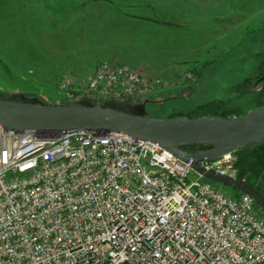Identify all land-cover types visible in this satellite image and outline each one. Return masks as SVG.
<instances>
[{
    "label": "built area",
    "instance_id": "2783aa9c",
    "mask_svg": "<svg viewBox=\"0 0 264 264\" xmlns=\"http://www.w3.org/2000/svg\"><path fill=\"white\" fill-rule=\"evenodd\" d=\"M58 86L96 102L138 98L154 85L101 61L87 78L64 74ZM199 164L237 178L231 154ZM203 177L124 133L0 126V264H264L253 198L228 197Z\"/></svg>",
    "mask_w": 264,
    "mask_h": 264
},
{
    "label": "rangeland",
    "instance_id": "374dc122",
    "mask_svg": "<svg viewBox=\"0 0 264 264\" xmlns=\"http://www.w3.org/2000/svg\"><path fill=\"white\" fill-rule=\"evenodd\" d=\"M95 2L107 6L110 3L117 13L130 3H138L141 15L176 27L174 30L180 31L177 43L185 39V46L191 48L190 54L186 50L184 71L179 69L177 73L178 82L161 93L164 100L146 104L150 114L169 118L173 112H187L219 99L248 108L252 95L237 98L234 86L254 75L259 54L264 51V0H0V92L18 89L26 94H44L49 100H70L58 86L59 75L51 79L42 75L48 62L44 56H49L54 66L58 53L63 55L73 49L78 54L85 52L83 48L91 43L93 25L83 26L78 19L73 23L78 14L72 8L80 7L77 12L83 14ZM61 11L68 22L58 18ZM213 59L212 64L201 68L204 61ZM102 60L107 61L105 57L89 61L92 64ZM187 74L192 79L184 77ZM148 95L151 100L158 98L153 92ZM232 158L234 161L233 155ZM195 177L191 172L189 179ZM201 181L231 198L239 193L221 182L204 177ZM255 208L264 218L257 204Z\"/></svg>",
    "mask_w": 264,
    "mask_h": 264
},
{
    "label": "water",
    "instance_id": "95a60500",
    "mask_svg": "<svg viewBox=\"0 0 264 264\" xmlns=\"http://www.w3.org/2000/svg\"><path fill=\"white\" fill-rule=\"evenodd\" d=\"M147 95L116 101L93 102L88 97L68 101H46L39 95L18 89L0 92V126L8 130H35L49 134L84 130L120 132L134 139L150 141L188 163L205 178L221 182L250 195L264 211V196L242 179L206 170L203 160H214L236 150L264 143V105L242 115L219 118L185 115L160 118L146 110ZM207 146L189 152L184 147Z\"/></svg>",
    "mask_w": 264,
    "mask_h": 264
},
{
    "label": "crops",
    "instance_id": "0c3cea01",
    "mask_svg": "<svg viewBox=\"0 0 264 264\" xmlns=\"http://www.w3.org/2000/svg\"><path fill=\"white\" fill-rule=\"evenodd\" d=\"M72 10H76L78 14L77 18L73 17V23L78 19L83 26L93 25L89 39L91 43L83 48L85 52L79 54L74 49L63 55L58 53L60 57H57L54 66L49 61V56H44L48 62L46 61V69L42 71V75L47 74L50 79L59 75L61 79L64 74H71L76 78L84 79L94 72L99 63L91 64L90 58L105 57L112 63L133 65L130 68L140 71L147 80L152 81L154 86L146 95L149 97L148 94L153 92L158 98L150 99L149 103H159L164 100L161 93L165 88L176 85L179 69L183 70L187 62L186 50L188 49V54L191 53V48H187L184 44L185 39H182L180 44L177 43L179 40L177 33L180 31L174 30L176 27L161 25L153 18L141 15L138 3H130L124 7V10L128 11L123 10L118 13L114 12L110 3L107 6L98 5L97 2L86 7L83 14L77 12L80 11V7H74ZM62 14L61 11L58 18L64 23L68 22L67 15ZM154 78H158L161 82L154 83ZM179 83L182 81L180 80ZM37 95L46 101H54L49 100L44 94Z\"/></svg>",
    "mask_w": 264,
    "mask_h": 264
},
{
    "label": "trees",
    "instance_id": "16d2710c",
    "mask_svg": "<svg viewBox=\"0 0 264 264\" xmlns=\"http://www.w3.org/2000/svg\"><path fill=\"white\" fill-rule=\"evenodd\" d=\"M262 22L264 27V19ZM248 32L251 33L252 30H249ZM214 60L215 59L204 61L201 64V68H205L212 64ZM258 60L259 63L254 75L239 81L234 86L238 91L237 98L252 95L250 97L248 108L244 109L238 104L233 105L231 100L219 99L197 105L187 112H173L169 117L182 115L188 117H198L210 115L219 118H229L232 116L242 115L250 108L264 105V51L259 54ZM195 74H197V72ZM203 147L207 146H188L183 149L189 152H194L198 149H202ZM231 155L235 157L233 164L237 169V178L249 183L264 196V143L236 150L231 153ZM241 193L242 192L239 191L235 197L239 196ZM261 211L263 210L261 209Z\"/></svg>",
    "mask_w": 264,
    "mask_h": 264
},
{
    "label": "flooded vegetation",
    "instance_id": "af4514ba",
    "mask_svg": "<svg viewBox=\"0 0 264 264\" xmlns=\"http://www.w3.org/2000/svg\"><path fill=\"white\" fill-rule=\"evenodd\" d=\"M208 147H203L202 149H204V150H206ZM198 150H200V149H198Z\"/></svg>",
    "mask_w": 264,
    "mask_h": 264
}]
</instances>
